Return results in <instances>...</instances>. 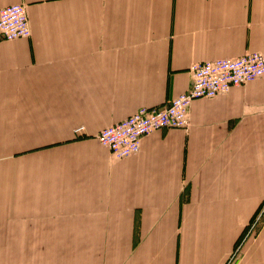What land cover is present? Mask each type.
Wrapping results in <instances>:
<instances>
[{"label": "crops", "instance_id": "1", "mask_svg": "<svg viewBox=\"0 0 264 264\" xmlns=\"http://www.w3.org/2000/svg\"><path fill=\"white\" fill-rule=\"evenodd\" d=\"M13 4L32 33L0 37V264H264V213L245 237L264 204V77L194 100L187 128L136 155L96 138L188 91L194 63L264 55V0Z\"/></svg>", "mask_w": 264, "mask_h": 264}, {"label": "built area", "instance_id": "2", "mask_svg": "<svg viewBox=\"0 0 264 264\" xmlns=\"http://www.w3.org/2000/svg\"><path fill=\"white\" fill-rule=\"evenodd\" d=\"M31 33L27 7L24 4H13L0 11L1 39L14 41L29 38ZM191 74L192 83L188 91L165 107L141 108L125 120L103 129L96 137L98 142L116 159L138 154L145 136L162 129L187 128L189 108L194 100L224 95L233 88L264 77V55L252 52L235 59L197 62L192 65ZM82 131L83 127L77 128L75 134ZM263 213L264 204L245 237L256 231Z\"/></svg>", "mask_w": 264, "mask_h": 264}]
</instances>
